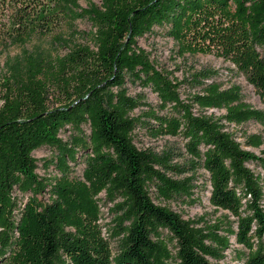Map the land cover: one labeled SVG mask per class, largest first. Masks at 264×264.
<instances>
[{
  "label": "trees",
  "instance_id": "16d2710c",
  "mask_svg": "<svg viewBox=\"0 0 264 264\" xmlns=\"http://www.w3.org/2000/svg\"><path fill=\"white\" fill-rule=\"evenodd\" d=\"M79 1L0 0V56L37 39L67 49L24 51L0 78V264H220L228 252L264 264V151L247 150L263 139H236L264 112L217 70L178 80L137 45L156 30L179 57L222 58L264 102V0ZM79 19L92 43L68 44ZM141 134L179 138L182 149L139 147ZM41 148L54 155L43 176ZM199 189L213 213L185 218L178 209L200 204Z\"/></svg>",
  "mask_w": 264,
  "mask_h": 264
},
{
  "label": "rangeland",
  "instance_id": "374dc122",
  "mask_svg": "<svg viewBox=\"0 0 264 264\" xmlns=\"http://www.w3.org/2000/svg\"><path fill=\"white\" fill-rule=\"evenodd\" d=\"M101 0H80L79 5L81 8L85 9L89 6V4L99 5ZM76 30L79 32L75 36L68 35L66 36L67 41L77 44H89L92 43V34L94 33V28L91 23L87 19H79L75 22ZM83 34H86L83 37ZM138 47L145 50L150 55V60L155 64L159 69H164L172 73V77L177 78L178 80H182L184 77L191 75L195 71H198L202 68H211L215 69L219 72V81L224 83V87H227L231 84L237 85L241 87L242 95L244 97V101L249 104L254 109L260 110L264 112V102L257 94L256 90L253 86H251L246 79L236 72L234 65L230 62L224 61L222 58H218L213 54H196L194 56L185 55V57H179L177 55L176 45L173 43L171 39L166 34L159 33V31H154L152 34H147L143 38L137 41ZM35 49H39L50 55H65L67 53V49L63 47H59L57 45L51 44V42L47 39H37L29 44H26L23 47H12L4 52L0 56V78L3 77L6 72V64L16 57L20 56L24 51H33ZM130 95H137L139 93H143L145 95V101L151 103L152 105H156L157 98L156 95L151 93L148 89L142 90L139 86L136 85H127ZM182 98L185 99L189 90L185 89V86L181 88ZM139 114V110L135 112ZM219 115V113H215ZM87 129V128H86ZM87 131V130H86ZM237 131V130H236ZM245 131L247 135H260L263 139V145L260 148H247V150L254 152L257 155H260L261 151H264V124L258 123H247L242 129L237 131L238 137H236L238 142H243L244 139L240 137V133ZM138 140L140 142L137 144L139 147H150L155 149L156 151H162L164 148H172L176 151L182 149V141L179 138H170L164 137L157 140H153L148 138L145 135H139ZM34 157L39 161L38 168L36 172L43 176L44 169L41 168V163L45 160H50L53 158V153L50 149L41 148L38 151L33 153ZM179 159V158H177ZM252 169H254V165H250ZM84 168V164L80 163L76 169V175H80ZM205 180L201 179L199 181L200 184ZM208 187V184L205 185ZM200 197V204L196 203L194 206L184 205L180 207V210L185 218H195L200 215H204L206 213H213V210L210 208L207 202L208 192L206 189H199L198 191ZM103 193L98 195L99 198H103ZM101 202V221L100 224L102 226L107 227L112 226V217L109 212L110 205L104 204V200H100ZM174 210L178 211L176 206H171ZM226 214V212L217 213V217ZM113 247H115V241L112 242ZM232 248L240 249L239 246L234 244V238H231ZM220 264H243L242 261H238L234 255L230 252L227 253V258L224 262Z\"/></svg>",
  "mask_w": 264,
  "mask_h": 264
}]
</instances>
